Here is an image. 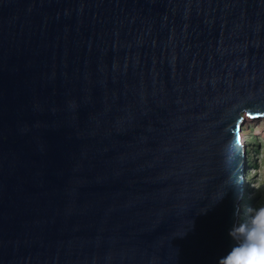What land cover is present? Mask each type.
<instances>
[{"label": "water", "instance_id": "95a60500", "mask_svg": "<svg viewBox=\"0 0 264 264\" xmlns=\"http://www.w3.org/2000/svg\"><path fill=\"white\" fill-rule=\"evenodd\" d=\"M244 113L264 0H0V264H217Z\"/></svg>", "mask_w": 264, "mask_h": 264}, {"label": "rangeland", "instance_id": "374dc122", "mask_svg": "<svg viewBox=\"0 0 264 264\" xmlns=\"http://www.w3.org/2000/svg\"><path fill=\"white\" fill-rule=\"evenodd\" d=\"M244 115L241 132L245 139L241 143L246 154V178L239 215L243 216L241 220L248 218V209L264 206V118Z\"/></svg>", "mask_w": 264, "mask_h": 264}, {"label": "clouds", "instance_id": "9594fccd", "mask_svg": "<svg viewBox=\"0 0 264 264\" xmlns=\"http://www.w3.org/2000/svg\"><path fill=\"white\" fill-rule=\"evenodd\" d=\"M246 220L237 218L228 230L230 249L217 264H264V206L248 209Z\"/></svg>", "mask_w": 264, "mask_h": 264}, {"label": "bare ground", "instance_id": "6f19581e", "mask_svg": "<svg viewBox=\"0 0 264 264\" xmlns=\"http://www.w3.org/2000/svg\"><path fill=\"white\" fill-rule=\"evenodd\" d=\"M248 120H250V118H248ZM244 139H245V135L241 132V141H243ZM240 202H241V200H240ZM241 217H243V216L241 215ZM241 217H240V219H242Z\"/></svg>", "mask_w": 264, "mask_h": 264}]
</instances>
